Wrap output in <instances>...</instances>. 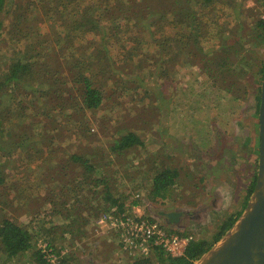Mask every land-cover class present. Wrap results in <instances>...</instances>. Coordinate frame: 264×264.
Listing matches in <instances>:
<instances>
[{
  "label": "rangeland",
  "instance_id": "obj_1",
  "mask_svg": "<svg viewBox=\"0 0 264 264\" xmlns=\"http://www.w3.org/2000/svg\"><path fill=\"white\" fill-rule=\"evenodd\" d=\"M16 1L20 0H9V4ZM223 1L206 0L211 5L215 4L211 10L219 12L222 17L218 19L226 22L225 26H229L233 31H237L238 27L240 32L239 25L242 22L247 24L245 27L249 31H246V34L249 36L243 35L241 39L244 46H240L243 48L239 50L240 55H234L235 52L231 50L230 45L234 40L226 41L227 32H221L222 36L219 33L217 39L207 43L205 49L199 52V49L190 50L188 42L184 41V32L192 34L187 27L185 29V25L169 23L170 16L168 17L166 12L162 19L167 20L168 24H161L162 19L157 16L164 11L162 8L153 5L154 13L148 11L147 17L142 21L140 15L137 14L135 18L134 13L127 11L124 16L133 22L137 20L141 23V32L136 23H125L127 20L124 19L121 26L126 25L119 33L118 42L124 44L125 53L126 47L139 44L144 53H140V49L136 50L135 59L144 57L143 62H155L154 66H144L141 87L112 93L111 90H115V87L108 86L109 96L105 98L106 103L97 114L91 116L92 127L81 136L83 144L97 149L98 154L93 160L99 161L101 171L104 172L98 175L105 178L113 193L122 198L129 213L134 208L139 209V213L143 211L146 216L158 220L168 230L180 234L188 233L193 238L212 236L223 218L241 210L247 186L257 171L258 98L262 73L254 74L253 70H256L260 63L264 64V31L257 25L259 18L264 19V0H235L233 7L237 8L238 13L233 11V7L224 5ZM198 3L195 14L200 12ZM107 18L112 24L115 23L112 13ZM102 20L104 22L106 19ZM117 20L119 21V18ZM157 20L161 28L153 32L151 21ZM4 21L5 26L10 19L6 17ZM4 26L0 33V68L3 63L7 64L12 60L16 55L13 52L17 50V44L12 42L6 33L7 25ZM45 27L48 30V25ZM117 30L120 32L119 27ZM165 34L180 40L179 44L171 39L169 41L174 54L178 49L179 54L172 62H160L161 58L152 61L162 51L156 46L154 37ZM100 36L101 34L90 35L93 42H97ZM219 47L222 53L231 52L228 60H232V71L235 72L237 81L229 91L234 93L235 88L241 86V99L236 100L232 93L226 91L225 83L229 80L225 83L219 81L217 86H214L215 89L208 91L206 88L210 77L205 70L212 66L213 59L211 54L205 57L202 55L212 51L211 48L217 50ZM107 48L109 57L95 62L99 64L93 66V71L98 74L96 77L102 76L100 70L105 67L106 62H111L110 59L118 60L122 53L116 44H109ZM257 61L258 64L255 63ZM129 62L122 59L123 71L112 79L113 82H116V77H121L119 85L122 86L125 84L122 82H126L125 87L134 86L138 80L136 76L125 74L130 71ZM2 72L0 69V73ZM162 72H165L163 76ZM217 75L223 77L221 72ZM107 77L108 74L104 75L103 79L95 84L108 85V82L112 81L106 82ZM0 78L2 80L3 77ZM6 86V90L0 92V114L8 115L10 122L17 118L13 117L12 110H9V113L4 110L10 105L15 111V99L21 100L19 107L22 106V114L27 115V120L22 121L21 126H30L35 117L41 118L42 114L46 113L44 106H51L37 103L30 96L21 94L17 89L23 90L27 87L23 82H19L18 86L14 84L11 88ZM180 86L190 89V92H183ZM75 93L78 92L75 90ZM2 110L4 113H1ZM69 111L66 109L68 115L65 116L62 112H49V116L53 115L56 119L65 121L66 126L58 130H48V143H38L43 133L40 131L38 134L37 129L34 130L33 136L25 134L26 127L22 129L23 132L19 130L23 139L20 137L15 141L22 145L12 147V155L22 154L18 157L20 160L26 158L27 152L32 155L35 148L28 145L31 140L37 142V149L41 148V159L32 161L37 168L33 167L27 172L24 170L26 175L17 173L19 171L13 167V161L10 162V167L6 156L0 152V159L6 162L5 183L0 188V217L9 218L27 229L31 233L33 250L39 248L42 252H47L49 247L46 244H52L54 251L59 254L57 258L60 264H132L139 259V253L136 254L119 242L117 228L104 217L110 213L102 208L108 203L98 199L100 193L94 200L89 185L84 184L83 189L90 190L87 202H76L73 195L71 196L70 189L78 184L72 178L77 175L80 182H83L82 169L72 163L67 165V162L64 170L58 169L72 153H82L77 144L79 139L76 137L79 136L71 131L74 124L66 123L72 121ZM45 118L46 116L42 119ZM129 131L134 132L142 143L122 151L108 149L114 138ZM164 167L177 168L179 175L168 197L153 200L149 197L152 178ZM97 183L92 181V190ZM61 190L64 192L61 193ZM52 200L56 203L53 204ZM116 211L112 213H123ZM167 211L182 214L177 225L169 224L168 220L161 216L162 212ZM100 230L104 233H98ZM65 231L70 232L64 234ZM149 257L152 264H161L157 261L155 253ZM0 264L40 262L30 249L19 256L8 258L0 247Z\"/></svg>",
  "mask_w": 264,
  "mask_h": 264
},
{
  "label": "trees",
  "instance_id": "obj_2",
  "mask_svg": "<svg viewBox=\"0 0 264 264\" xmlns=\"http://www.w3.org/2000/svg\"><path fill=\"white\" fill-rule=\"evenodd\" d=\"M195 1L20 0L13 4H9V0H0V33L4 26V20L6 17L9 18L10 21L6 23L8 27L6 33L9 35L10 40L17 44V50L13 52V54L16 55L13 56L12 60L8 61L7 64L3 63V65H1L2 68L0 69H2L3 72L0 73V76L3 78L2 80L0 78V92L6 90V85H8L6 86L7 88H11L14 84L18 86L19 82H23L24 86L27 87L23 90H21V88L17 89L21 94L30 96L31 99L37 103L41 102L45 105H51L44 106L43 108H46L44 112L46 113L42 114L41 118L35 117V120L31 122L30 126L26 124L21 126L23 124L22 121L27 120V115L22 114L23 107H19L21 100L17 101L15 98H12V100L15 99L14 103L17 104L15 111L10 108V105L4 110V112L8 113L9 110L13 111V117L17 118L14 122L9 121L8 115L1 116L2 114H0V152L3 156H6L9 166L11 167L12 164L10 165V162L13 161V167L19 171L17 173L23 174L21 176L26 175L24 174V170L27 172L34 167L32 161H39L41 159V148L37 149V142L31 140L28 145L35 148L33 154L29 155L26 151V158L21 157L22 160H20L18 157L22 154L12 155L14 150L12 152L10 150L14 146L22 145L18 144L15 139L17 140L20 137L23 139L21 136L23 132L22 129L26 127L24 130L26 135L30 134V136H33L34 130L37 129L39 130L38 134L40 131L43 133L38 143L41 144L45 141L48 143V138L46 137V132H48V130H58L60 127L66 126L65 121L58 120L56 116L53 115L49 116V112L54 110L58 113L62 112L65 116L68 115L66 112V109H68V111L70 110L69 116L72 121L66 123L74 124V128H71V131H74V133L79 136L76 137L80 140H78L77 144L78 147L81 148L82 153H80L79 150V152L76 151L72 153L70 157H68L69 159L65 161L64 165L58 167V169L64 170L68 164L72 163L75 167L81 168L82 174L84 175V177L81 178L83 182H80L77 175L72 178V180L76 181L78 184L75 188L70 189L72 193L71 196L73 195L76 202H79V200L87 202L88 196H85L87 190L83 189V185H89L91 190L92 181H97L96 187H98L91 192L96 197L97 194L100 193V200L108 203L102 206V208L104 210L107 209V211H109L107 213H112L111 208L114 206L118 211H123L125 204L122 198L113 193L112 187L109 186L105 178L99 176L100 172H104L101 171L102 166L99 161L95 162L93 160L98 154L97 149L94 150L91 146L83 144L81 136L89 132V129L92 127V123L90 122L91 116L97 114L98 111L103 108L104 103H106L105 98L109 96L108 86L109 88L115 87V90H111L112 93H117L119 91L123 92L127 88L133 90L141 87L144 80L141 76V74H143L142 70L145 68L144 66H146V64L154 66L153 63L155 62H152V64L143 62L145 61L144 57L135 59L136 50L140 49V53H144L139 44H137V46L130 45L126 47L127 50L125 53L123 51L124 44L118 42V38H120L119 33H121L122 28H124L123 26L126 25L123 24V26H121L124 19L127 20L125 23H136L139 26V32H141L140 26L142 24L137 22V20L133 22L125 17L124 15L127 11L134 13L135 18L137 14L140 15V21H142L147 17L148 11L154 13L152 12V10L155 11L153 5L157 8H162L164 11L158 14L157 18L162 19V16L168 13V17L170 16L168 18L169 23L176 22L177 24L180 23V25H185V29L187 27V29L191 30L189 33L192 34H187V31L186 33L184 32V41L188 42L190 50L199 49V52L205 49L207 43L217 39L219 33L227 32L226 41L232 42L234 40L230 45L231 50L235 52L234 55H240L239 50L242 48L240 46H244V42H242L241 39L243 35L249 36L246 34V31H249V29L245 27L247 24L242 22L239 25L241 26L240 32L238 27L237 31H233L229 26H225L226 22H222L221 19H218L222 17L219 12L211 10L215 7V4L211 5L206 2V0H199V3ZM234 1L235 0H224L223 4L233 7ZM153 2L156 3L153 4ZM197 3L199 4L200 12L195 14L194 11ZM233 8V11L238 13L237 8ZM37 10L39 11L38 13ZM111 13L114 15V24L107 18ZM118 18L119 21L117 20ZM102 19L106 20L103 22ZM107 20L108 23L106 24ZM182 20L183 22H180ZM168 22L162 19L161 24H168ZM161 24H158V20L157 22L151 21V31L156 32L157 28H161ZM46 25H48V30L45 27ZM257 25L264 31V19L259 18L257 20ZM117 27H119L120 32H118ZM178 28L180 29L181 27ZM145 30L148 33L150 32L147 28ZM243 30H245V33H243ZM136 31H138V29H136ZM91 34H101L100 39H98L97 42H93L91 40L92 37H90ZM220 35L222 36V33ZM258 35H260V33H258ZM170 39L176 41L177 44L180 42V40H175L173 37H168L167 34H165V36H158V38L154 37L156 46L162 51H160V55L152 61L161 58L160 62L164 61L168 63L176 59L177 54H179V49L176 50L174 54L172 46L169 45ZM109 44H116L122 53L118 60L110 59L111 62H106L105 67L100 70L102 76L96 77L98 74H95L93 71V66L99 64H95V62L106 60L105 57H109V49L107 48ZM211 49L212 51H208V53L202 55V57H205L211 54L210 56H212L213 59L212 66H214L213 68L211 66L208 70H205L210 77V82L206 88L208 91L210 89H215L214 86H217L219 81H221L220 83H225V81L229 80L225 83L227 84L225 89L228 92L231 90L230 87H233L237 81L235 72L232 71V60H228L229 53L231 52L226 50V53H222L221 47L217 50ZM122 59L126 62L130 61L129 63L131 64L130 71L125 72V74L136 76L135 78L138 79L133 87H125L126 82H122V84L125 83L122 86L119 85L118 83L121 77H116V82L112 81L116 75H119V73L123 71L121 67ZM180 64H182V62ZM263 65L264 64H260L256 70H253L254 74H258L259 72L262 73ZM227 71L230 73H226ZM220 72L223 76L222 78L221 75H217ZM164 73L165 72H162L161 76H163ZM106 74H108L106 82H112H108V85H105L106 83L102 86L96 85L95 82L101 81ZM168 77L173 78L172 75H168ZM131 81L135 82L134 79H131ZM240 88L241 86L235 88L234 93L229 91L236 100L242 98L241 94H239ZM75 90L78 92L77 94ZM181 90L187 92L190 89L181 88ZM189 92L190 91L187 93ZM4 112L2 110L1 113ZM44 116H46V118L42 119ZM141 143L139 137L135 135L134 132L129 131L119 134L118 137L114 138L112 143L109 144L108 149L122 151L132 145H139ZM66 162L67 165H65ZM5 163L4 159H0V188L5 183ZM53 165L56 166L55 163ZM178 175L179 172L177 168L174 167H164L157 174H154L149 197L153 200L156 198L168 197L171 194L172 187L175 185ZM255 178L256 176L253 175V179L247 186L241 210L223 218L218 225L217 231L212 236L194 238L187 246L185 253L178 257H172L169 254L166 255L162 251H156L155 257L157 261L161 264H193L194 261L200 258L221 238L241 214L253 192ZM60 192L62 193L64 191L61 190ZM95 196H93V199ZM52 203L55 204V200H52ZM48 245L53 249L52 244L49 243ZM33 246V243H31V233L27 229L9 218L0 217V247L8 258L16 255L19 256L30 249L40 264H51L44 256V252L39 248L38 250H33ZM132 264H152V260L149 256H144L139 257V259L133 261Z\"/></svg>",
  "mask_w": 264,
  "mask_h": 264
},
{
  "label": "water",
  "instance_id": "obj_3",
  "mask_svg": "<svg viewBox=\"0 0 264 264\" xmlns=\"http://www.w3.org/2000/svg\"><path fill=\"white\" fill-rule=\"evenodd\" d=\"M258 155L255 184L241 214L231 227L193 264H264V65L258 104ZM169 224L181 213L162 212Z\"/></svg>",
  "mask_w": 264,
  "mask_h": 264
},
{
  "label": "built area",
  "instance_id": "obj_4",
  "mask_svg": "<svg viewBox=\"0 0 264 264\" xmlns=\"http://www.w3.org/2000/svg\"><path fill=\"white\" fill-rule=\"evenodd\" d=\"M117 210V208L114 206ZM112 212H117L113 210ZM134 208L129 213L126 208L122 211V214L110 213L104 215L111 225L117 228L119 233V242L126 246L127 249L132 250L138 257L149 256L156 251H162L166 255L181 256L185 253L187 246L194 239L191 234L188 233H175L163 226L158 220L150 218L144 214V212H138ZM144 217L143 219H141ZM47 252H44V256L51 262V264H60L58 261V253L52 249L48 244ZM44 245V247L46 246Z\"/></svg>",
  "mask_w": 264,
  "mask_h": 264
},
{
  "label": "crops",
  "instance_id": "obj_5",
  "mask_svg": "<svg viewBox=\"0 0 264 264\" xmlns=\"http://www.w3.org/2000/svg\"><path fill=\"white\" fill-rule=\"evenodd\" d=\"M256 64H258V61L257 62H255ZM261 64V63H260ZM259 64V65H260ZM256 67H258V65L256 66ZM210 138H212V136H209ZM98 187V186H97ZM97 187H95V188H97ZM100 188V187H99ZM101 189V188H100ZM91 191H92V189H91ZM89 192H90V190H88L87 191V196L89 197ZM91 194H92V192H91ZM93 196H95V195H93ZM97 196H98V194H97ZM96 196L94 197V200H96ZM98 199H100V196H98ZM168 212V211H167ZM163 215V214H162ZM181 218V217H180ZM180 221V220H179ZM178 221V222H179ZM102 229V228H101ZM67 232H70V231H65V233L64 234H67ZM98 233H104L102 230H100V232H98ZM63 238H65V237H63ZM106 238H107V236H106ZM108 240H110L109 238H108ZM89 243V242H88ZM80 245H82V244H80ZM79 246V245H78Z\"/></svg>",
  "mask_w": 264,
  "mask_h": 264
},
{
  "label": "flooded vegetation",
  "instance_id": "obj_6",
  "mask_svg": "<svg viewBox=\"0 0 264 264\" xmlns=\"http://www.w3.org/2000/svg\"><path fill=\"white\" fill-rule=\"evenodd\" d=\"M161 216H163V215L161 214ZM181 216H182V214H181Z\"/></svg>",
  "mask_w": 264,
  "mask_h": 264
}]
</instances>
